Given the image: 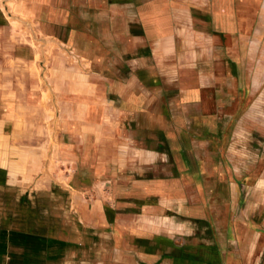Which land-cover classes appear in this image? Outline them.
I'll return each instance as SVG.
<instances>
[{
  "label": "crops",
  "instance_id": "1",
  "mask_svg": "<svg viewBox=\"0 0 264 264\" xmlns=\"http://www.w3.org/2000/svg\"><path fill=\"white\" fill-rule=\"evenodd\" d=\"M33 6L0 0V264H264V0ZM56 41L95 75L94 145L61 179L17 141L19 109L70 90L22 80Z\"/></svg>",
  "mask_w": 264,
  "mask_h": 264
},
{
  "label": "rangeland",
  "instance_id": "2",
  "mask_svg": "<svg viewBox=\"0 0 264 264\" xmlns=\"http://www.w3.org/2000/svg\"><path fill=\"white\" fill-rule=\"evenodd\" d=\"M57 1L55 0L56 3ZM7 2L12 3V5L16 3L17 7L23 4V8L27 10L36 8L33 6L35 0H7ZM38 12L40 16H43V19H46L47 14L42 9H39ZM34 13L36 14V12ZM30 19L24 18V21L30 22ZM55 21L61 22V16L56 17ZM29 30L26 27L22 29L24 46L30 40ZM40 47L44 59H40V65L33 67V70H31L32 66L26 64L21 66L24 69L22 73L23 82L26 84L34 82L36 78L31 76L32 71L38 75L37 81L39 84L45 81L62 88L63 77L61 73L65 70L70 73V84L65 85L70 90L54 92V105L52 106L50 103L49 106L35 104L33 107L19 109V115L17 116L23 122V125L18 129L22 135L17 138V141L19 143L27 142L28 146L37 147L40 158L35 165L38 164L39 170H42L43 166L48 164L49 174L52 175L53 171L54 177L61 179L64 178V174L68 177L72 176L77 167L79 168V165L84 163L79 150L80 147L85 148L94 145L93 141L88 140L89 137L94 136L95 91L92 86V84H95L94 64L93 61H86L88 79L84 83L79 81L78 73L80 68H83L85 61L79 60L77 53L74 51L75 49H67L66 51H69V54H66L64 53V45L58 41L52 45L40 44ZM48 48L53 54L47 55L46 59L45 52ZM79 97L83 100H79ZM63 98L70 100V102L62 103ZM84 124L87 128H84ZM81 129L82 134L87 133V137L86 139L83 138V141H80L79 138ZM47 136H49V139L46 138ZM44 153H49L48 157L44 156ZM62 162H65V165ZM59 170L63 172H59ZM39 175V179L44 178V173H41V171H39Z\"/></svg>",
  "mask_w": 264,
  "mask_h": 264
}]
</instances>
